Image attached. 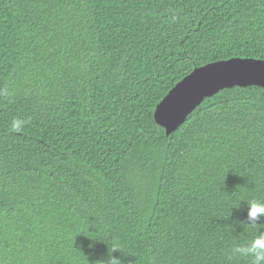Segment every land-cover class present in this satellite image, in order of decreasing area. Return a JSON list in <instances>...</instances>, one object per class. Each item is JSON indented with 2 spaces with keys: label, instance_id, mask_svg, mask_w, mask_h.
Here are the masks:
<instances>
[{
  "label": "trees",
  "instance_id": "trees-1",
  "mask_svg": "<svg viewBox=\"0 0 264 264\" xmlns=\"http://www.w3.org/2000/svg\"><path fill=\"white\" fill-rule=\"evenodd\" d=\"M233 58L264 61V0H0V264L113 247L120 264H253L264 89L222 90L169 136L154 121Z\"/></svg>",
  "mask_w": 264,
  "mask_h": 264
},
{
  "label": "water",
  "instance_id": "water-1",
  "mask_svg": "<svg viewBox=\"0 0 264 264\" xmlns=\"http://www.w3.org/2000/svg\"><path fill=\"white\" fill-rule=\"evenodd\" d=\"M234 87L264 89V61L233 58L194 69L157 105L154 121L169 136L205 99Z\"/></svg>",
  "mask_w": 264,
  "mask_h": 264
},
{
  "label": "clouds",
  "instance_id": "clouds-1",
  "mask_svg": "<svg viewBox=\"0 0 264 264\" xmlns=\"http://www.w3.org/2000/svg\"><path fill=\"white\" fill-rule=\"evenodd\" d=\"M22 122L14 120L12 123V129L19 131ZM260 216H264V202L251 201L248 203V218L255 220ZM248 248L245 249L246 253H250L253 259V264H264V235L257 236L248 244ZM120 250L118 247H113L111 253L108 252L107 260H98L95 264H120V261L112 255L113 252Z\"/></svg>",
  "mask_w": 264,
  "mask_h": 264
}]
</instances>
